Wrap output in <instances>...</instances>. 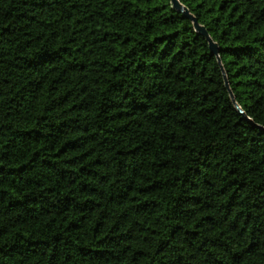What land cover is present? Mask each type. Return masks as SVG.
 Wrapping results in <instances>:
<instances>
[{
    "label": "trees",
    "instance_id": "obj_1",
    "mask_svg": "<svg viewBox=\"0 0 264 264\" xmlns=\"http://www.w3.org/2000/svg\"><path fill=\"white\" fill-rule=\"evenodd\" d=\"M179 1L0 0V264H264V0Z\"/></svg>",
    "mask_w": 264,
    "mask_h": 264
},
{
    "label": "water",
    "instance_id": "obj_2",
    "mask_svg": "<svg viewBox=\"0 0 264 264\" xmlns=\"http://www.w3.org/2000/svg\"><path fill=\"white\" fill-rule=\"evenodd\" d=\"M172 3H173L174 7H175L177 10L181 11L185 16H187V17H189V18H191V19L193 20V24H194L196 30H198L201 34H203V35L207 38V40H208V42H209V46H210L212 52H213L214 54H217V53H218V46H217V44L212 40V38L209 36V34H208V32L206 31L205 27H204L203 25H200V24L198 23L196 17H195L192 13H190V11L188 10V8H187L185 5H183L179 0H172ZM219 60H220V59H219ZM225 81H226V85L229 86V82H228V79H227L226 75H225ZM230 91H231V90H230ZM231 98H232V100L236 103L235 98H234V95L232 94V92H231ZM236 106H237V108L239 109V111H240L242 114H244V116H245L246 118H248V117L246 116L244 110H243V109H242L237 103H236ZM248 119H249V118H248Z\"/></svg>",
    "mask_w": 264,
    "mask_h": 264
}]
</instances>
